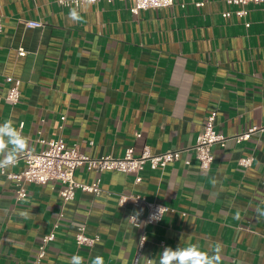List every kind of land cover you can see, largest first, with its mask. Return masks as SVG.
I'll use <instances>...</instances> for the list:
<instances>
[{
    "label": "crops",
    "instance_id": "0c3cea01",
    "mask_svg": "<svg viewBox=\"0 0 264 264\" xmlns=\"http://www.w3.org/2000/svg\"><path fill=\"white\" fill-rule=\"evenodd\" d=\"M198 1L204 5L196 7ZM130 5L0 0V123L23 124L27 151L56 139L93 158L121 157L128 148L135 154L144 147L153 154L185 149L212 111L216 130L228 138L264 124V3L177 0L138 15ZM241 7L246 15L236 16ZM72 9L79 21L70 18ZM29 21L40 26L28 27ZM5 77L20 81L15 105L6 100ZM243 157L251 166L238 164ZM23 168L19 160L6 173ZM139 175L137 184L135 174L80 167L74 179H99L102 191H76L64 202L58 182L27 184V196L17 200L14 182L0 173V264H67L74 254L85 264L97 255L105 264H130L140 229L128 218L143 219L146 209L130 200L119 206L121 194L170 209L145 228L142 264L166 246L191 242L203 249L216 241L224 246L220 264H264V131L215 146L206 171L182 153L163 170L145 166ZM78 227L98 240L76 245ZM51 231L55 238L38 260Z\"/></svg>",
    "mask_w": 264,
    "mask_h": 264
},
{
    "label": "built area",
    "instance_id": "2783aa9c",
    "mask_svg": "<svg viewBox=\"0 0 264 264\" xmlns=\"http://www.w3.org/2000/svg\"><path fill=\"white\" fill-rule=\"evenodd\" d=\"M57 1L64 5L74 4L78 6L83 1L94 2L96 0ZM118 1L130 3V13L138 15L140 11L147 9L167 8L173 5L177 0ZM226 2L229 5L243 6L248 3H264V0H226ZM194 5L196 7H201L204 5V2L198 1ZM234 14L242 17L246 15V11L241 7L235 10ZM230 15L231 12L223 13V17H229ZM26 25L34 28L39 27L40 23L29 21ZM23 54V51H19V55ZM4 81L8 84L6 100L12 105L17 104L20 100V81L11 77H5ZM215 118V111L208 114L196 138L195 144L185 149L167 150L165 152L153 154L147 147H144L138 154H135L133 148H128L121 157L104 155L93 158L79 152L76 147H67L62 139L39 140V142L44 145L42 150L38 152L26 151L20 155L18 161L21 160L24 164V168L21 172L0 173L6 174V177L14 182L17 200H21L27 196L25 187L27 184L45 185L49 182H58L60 184L58 194L64 202H67L74 198L76 191L91 193L95 196L99 195L102 191L99 179H96L92 183H81L74 179V173L80 167H84L86 170L96 174H100L104 171L135 174V183L138 184L141 182L139 174L145 166L150 170H163L167 165L180 161L182 153H186L197 161L200 170L206 171L213 162V148L215 146L225 147L227 142L231 140L235 142L248 140L251 134L264 131L263 124L259 127L253 126L243 134L228 138L216 130ZM137 137H139V134H137ZM184 163L189 165L190 159L186 158ZM238 164L242 167H249L252 164V160L250 157H243L238 160ZM129 200L133 207H144L146 209V214L143 219L136 215H130L128 218V223L132 227L140 229V236L136 245L135 254L130 260V264H142L141 252L147 239L145 228L161 221L163 216L169 212L170 209L163 204L149 201L145 196L140 194H121L118 197V205L124 206ZM55 227H58V225L56 224ZM54 238V231H51L42 238L41 245L38 247V260L45 254V245ZM97 240V237L87 236L84 227H78L74 236L75 244L78 246H92ZM144 264H147V259Z\"/></svg>",
    "mask_w": 264,
    "mask_h": 264
},
{
    "label": "clouds",
    "instance_id": "9594fccd",
    "mask_svg": "<svg viewBox=\"0 0 264 264\" xmlns=\"http://www.w3.org/2000/svg\"><path fill=\"white\" fill-rule=\"evenodd\" d=\"M69 16L73 21L81 19L77 9H72ZM22 128L23 125L18 128L12 119L0 123V172H6L15 166L20 155L29 148V139L23 134ZM260 214L264 215V212ZM223 248L219 241L203 249L199 243L191 242L186 246L180 244L175 249L166 246L158 259L147 258V264H220ZM67 264H85V259L79 254H74ZM91 264H105L104 257L100 255L92 257Z\"/></svg>",
    "mask_w": 264,
    "mask_h": 264
}]
</instances>
